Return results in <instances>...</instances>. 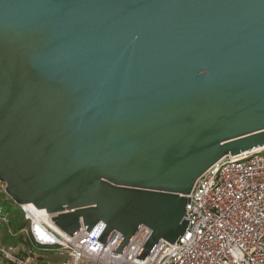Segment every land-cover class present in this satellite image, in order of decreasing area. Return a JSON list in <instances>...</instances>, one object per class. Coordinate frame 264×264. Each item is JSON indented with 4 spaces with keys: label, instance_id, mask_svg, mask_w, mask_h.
<instances>
[{
    "label": "water",
    "instance_id": "water-1",
    "mask_svg": "<svg viewBox=\"0 0 264 264\" xmlns=\"http://www.w3.org/2000/svg\"><path fill=\"white\" fill-rule=\"evenodd\" d=\"M264 145V0H0V180L137 257L183 235L197 179Z\"/></svg>",
    "mask_w": 264,
    "mask_h": 264
},
{
    "label": "built area",
    "instance_id": "built-area-1",
    "mask_svg": "<svg viewBox=\"0 0 264 264\" xmlns=\"http://www.w3.org/2000/svg\"><path fill=\"white\" fill-rule=\"evenodd\" d=\"M6 187L0 180V223L10 219L8 205L2 204L9 199ZM186 196L191 200L185 218L191 220L185 232L173 243L161 239L146 260L137 257L152 233L146 225L120 253L113 249L121 232H112L105 243L98 240L106 227L103 221L71 235L44 220L46 209L17 205L30 241L61 254L60 264H264V148L223 156Z\"/></svg>",
    "mask_w": 264,
    "mask_h": 264
},
{
    "label": "rangeland",
    "instance_id": "rangeland-1",
    "mask_svg": "<svg viewBox=\"0 0 264 264\" xmlns=\"http://www.w3.org/2000/svg\"><path fill=\"white\" fill-rule=\"evenodd\" d=\"M8 198L2 202L9 207L10 219L9 223H0V264H60L61 254L40 249L30 241L22 230L25 219L20 207Z\"/></svg>",
    "mask_w": 264,
    "mask_h": 264
},
{
    "label": "bare ground",
    "instance_id": "bare-ground-1",
    "mask_svg": "<svg viewBox=\"0 0 264 264\" xmlns=\"http://www.w3.org/2000/svg\"><path fill=\"white\" fill-rule=\"evenodd\" d=\"M261 148H264V145L256 147V149H261ZM30 205H31V206H34L33 203H30ZM45 212H46V215L44 216V220H45L49 225H51L52 227H54V228H58L57 225L55 224V222L53 221V219L51 218V216H52L51 213H49V212L46 211V210H45Z\"/></svg>",
    "mask_w": 264,
    "mask_h": 264
},
{
    "label": "trees",
    "instance_id": "trees-1",
    "mask_svg": "<svg viewBox=\"0 0 264 264\" xmlns=\"http://www.w3.org/2000/svg\"><path fill=\"white\" fill-rule=\"evenodd\" d=\"M6 211L9 212V207L8 206L6 207Z\"/></svg>",
    "mask_w": 264,
    "mask_h": 264
}]
</instances>
